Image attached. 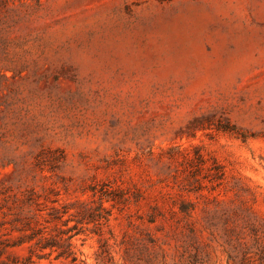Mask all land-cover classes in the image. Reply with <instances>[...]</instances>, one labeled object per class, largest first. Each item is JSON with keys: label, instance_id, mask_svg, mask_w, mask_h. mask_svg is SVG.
<instances>
[{"label": "rangeland", "instance_id": "obj_1", "mask_svg": "<svg viewBox=\"0 0 264 264\" xmlns=\"http://www.w3.org/2000/svg\"><path fill=\"white\" fill-rule=\"evenodd\" d=\"M32 187L121 196L83 264H264V0H0V264Z\"/></svg>", "mask_w": 264, "mask_h": 264}, {"label": "trees", "instance_id": "obj_2", "mask_svg": "<svg viewBox=\"0 0 264 264\" xmlns=\"http://www.w3.org/2000/svg\"><path fill=\"white\" fill-rule=\"evenodd\" d=\"M222 183V182H221ZM113 192H102L95 201H76L71 204H59L55 191L43 188L41 192L28 188L13 195L15 218L13 230L18 237L6 247L18 248L26 246L27 264L36 260L49 259L66 260L69 264L82 263L75 252L73 239L87 231L89 224L95 225L99 237V257L106 262L111 260L110 238H105L102 231V220L108 222L110 211L104 207V202L122 200ZM93 203L95 205H93ZM182 211L187 208L183 205ZM74 221L72 226L69 223ZM83 264V263H82Z\"/></svg>", "mask_w": 264, "mask_h": 264}]
</instances>
